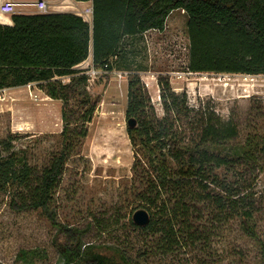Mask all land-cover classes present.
Returning <instances> with one entry per match:
<instances>
[{"label":"trees","instance_id":"16d2710c","mask_svg":"<svg viewBox=\"0 0 264 264\" xmlns=\"http://www.w3.org/2000/svg\"><path fill=\"white\" fill-rule=\"evenodd\" d=\"M92 8V24L68 12L16 13L13 25L0 23V90L38 83L65 104L63 146L42 173L13 150V138L0 140L7 151L3 155L0 148V190L15 184L27 188L20 202L12 200L17 209L49 212L68 152L76 139L87 135L82 125L96 107L85 90L88 76L77 67L92 56L94 65L112 69L110 59L118 55L125 37L163 31L170 14L183 10L188 16L191 72L264 75V0H92ZM62 77L70 81L64 84ZM135 82L129 84L126 113L137 126L129 127L128 135L136 156L142 151L147 159L143 197L148 211L153 210L142 229L161 232L168 240L190 233L197 238L188 220L205 201L221 219H239L245 233L258 238L251 219L258 200L256 173L263 169V159L257 157L260 139L248 137L239 145L234 120L223 119L213 107L190 106L186 93L171 91L168 85L162 88L164 114L159 117ZM78 91L79 110L73 111L68 108L70 94ZM227 171L236 175L229 178ZM179 219L184 224L176 230ZM60 234L64 241L59 251L67 264H137L119 249L108 254L89 244L83 250L75 233L64 229Z\"/></svg>","mask_w":264,"mask_h":264},{"label":"rangeland","instance_id":"374dc122","mask_svg":"<svg viewBox=\"0 0 264 264\" xmlns=\"http://www.w3.org/2000/svg\"><path fill=\"white\" fill-rule=\"evenodd\" d=\"M44 1L48 13L69 8L66 0ZM16 8L24 11L13 14L41 13L34 7ZM187 21L183 10H175L165 30L125 37L118 55L110 59L112 69L94 65L92 56L77 67L88 76L85 90L96 104L91 120L82 125L87 135L76 139L68 152L48 213L12 205L14 198L20 202L27 188L15 184L0 190V264H67L58 246L64 241L60 234L64 229L76 234L83 250L89 244L108 254L119 249L137 264H264V199L260 197L264 192V75L191 72ZM60 80L67 84L70 77ZM132 80L139 81L135 83L159 117L164 114L162 88L168 85L171 91L186 93L190 106L213 107L223 119L234 120L239 145L246 144L248 137L260 139L257 157L263 159V169L256 173L258 200L251 219L258 238L245 233L239 219H221L223 215L205 201L198 203L188 220L197 238H190V233L168 240L163 233L145 231L134 223L135 211H148L143 197L148 165L142 151L136 156L128 135ZM31 84L0 90V140L13 138V150L42 173L62 149L65 104L38 83ZM70 96L68 108L78 111L79 91ZM225 175L230 178L236 173ZM183 224L177 220L175 229Z\"/></svg>","mask_w":264,"mask_h":264},{"label":"crops","instance_id":"0c3cea01","mask_svg":"<svg viewBox=\"0 0 264 264\" xmlns=\"http://www.w3.org/2000/svg\"><path fill=\"white\" fill-rule=\"evenodd\" d=\"M6 1L17 2V0H0V7ZM66 2L69 3V8H66L67 10H63V12L78 14V15L82 16L86 21H88V22L91 21L92 22L91 19H88L87 16H85L82 13V11L84 9L92 6V0H89V1L66 0ZM23 7H27V6H23ZM60 7H65V6H60ZM73 7H76L77 9H75ZM79 8H81L82 10H80ZM18 9H20V8H16L15 10L18 11ZM20 10H22V9H20ZM22 11H24V10H22ZM16 13H22V12H16ZM35 13H37V12H28V13L26 12V14H35ZM12 15H13V13L12 14H4L0 10V23L1 24H5V25H13ZM32 85H35V84L32 83L31 86ZM14 88H17V87H14ZM18 88H22V86L18 87ZM6 89H8V88H6Z\"/></svg>","mask_w":264,"mask_h":264},{"label":"built area","instance_id":"2783aa9c","mask_svg":"<svg viewBox=\"0 0 264 264\" xmlns=\"http://www.w3.org/2000/svg\"><path fill=\"white\" fill-rule=\"evenodd\" d=\"M17 6L34 7L41 13H48V5L44 0H36L33 2H25V3L6 1L1 5L0 10L4 14H12L15 13V8ZM84 11L86 13V16H91L90 19L92 20V14H93L92 6L86 8ZM122 76L123 75L121 74V77Z\"/></svg>","mask_w":264,"mask_h":264},{"label":"water","instance_id":"95a60500","mask_svg":"<svg viewBox=\"0 0 264 264\" xmlns=\"http://www.w3.org/2000/svg\"><path fill=\"white\" fill-rule=\"evenodd\" d=\"M128 125L130 128L137 125V120L135 118L128 119ZM133 221L139 227H145L149 225L151 221V215L146 209H139L133 214Z\"/></svg>","mask_w":264,"mask_h":264},{"label":"bare ground","instance_id":"6f19581e","mask_svg":"<svg viewBox=\"0 0 264 264\" xmlns=\"http://www.w3.org/2000/svg\"><path fill=\"white\" fill-rule=\"evenodd\" d=\"M88 18L90 19V16H88Z\"/></svg>","mask_w":264,"mask_h":264}]
</instances>
